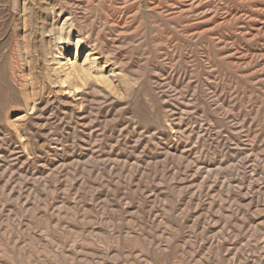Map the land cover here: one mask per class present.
<instances>
[{
	"label": "rangeland",
	"instance_id": "374dc122",
	"mask_svg": "<svg viewBox=\"0 0 264 264\" xmlns=\"http://www.w3.org/2000/svg\"><path fill=\"white\" fill-rule=\"evenodd\" d=\"M0 264H264V0H0Z\"/></svg>",
	"mask_w": 264,
	"mask_h": 264
},
{
	"label": "bare ground",
	"instance_id": "6f19581e",
	"mask_svg": "<svg viewBox=\"0 0 264 264\" xmlns=\"http://www.w3.org/2000/svg\"><path fill=\"white\" fill-rule=\"evenodd\" d=\"M195 3H196V2H195ZM195 3H194V4H195ZM197 3H198V2H197ZM226 14H227V13H226ZM223 40H224V39H223ZM175 47H176V46H175ZM175 47H174V48H175ZM171 48H172V47H171ZM179 50H180V49H179ZM186 51H187V49H186ZM204 51H205V50H204ZM204 51H203V52H204ZM174 53H175V52H174ZM207 53H209V52H207ZM172 54H173V53H172ZM206 55H207V54H206ZM178 57H179V56H178ZM176 59H177V58H176ZM171 60H172V59H171ZM174 60H175V59H174ZM215 74H216V73H215ZM215 77H216V76H215ZM215 77H214V78H215ZM215 79H216V78H215Z\"/></svg>",
	"mask_w": 264,
	"mask_h": 264
}]
</instances>
